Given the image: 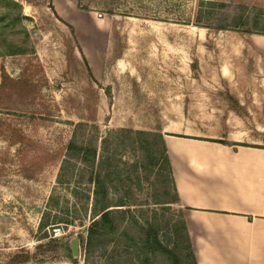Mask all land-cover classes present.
I'll use <instances>...</instances> for the list:
<instances>
[{
	"label": "rangeland",
	"instance_id": "1",
	"mask_svg": "<svg viewBox=\"0 0 264 264\" xmlns=\"http://www.w3.org/2000/svg\"><path fill=\"white\" fill-rule=\"evenodd\" d=\"M13 1L21 21L0 22V31L25 53L0 56V264L16 255L29 257L19 264H189L156 135L223 120L237 130L262 127L257 111L203 108H237L228 87H254L263 76L255 43L264 39V0H72L70 10L58 8L70 22L52 0ZM232 19L237 28L216 29ZM73 136L95 147L93 167L67 160ZM108 168V203L122 209L115 217L124 235L86 254L97 218L89 178ZM149 226L167 253L151 246L146 263L141 247L129 245Z\"/></svg>",
	"mask_w": 264,
	"mask_h": 264
},
{
	"label": "crops",
	"instance_id": "2",
	"mask_svg": "<svg viewBox=\"0 0 264 264\" xmlns=\"http://www.w3.org/2000/svg\"><path fill=\"white\" fill-rule=\"evenodd\" d=\"M73 2L52 0L57 14L68 22L72 19L59 9L70 10ZM258 41L263 76L252 82L254 87H228L237 108L203 110L264 115V39ZM89 67L94 74L92 65ZM245 92L248 103L252 102L246 107ZM233 124L223 120L197 132L163 136L176 204L195 264H264V124L248 131L237 130Z\"/></svg>",
	"mask_w": 264,
	"mask_h": 264
},
{
	"label": "trees",
	"instance_id": "3",
	"mask_svg": "<svg viewBox=\"0 0 264 264\" xmlns=\"http://www.w3.org/2000/svg\"><path fill=\"white\" fill-rule=\"evenodd\" d=\"M4 7L5 10L0 13V22L8 20V25L16 24L21 21V16L19 13V10L21 9V5L19 3H16L13 0H0V7ZM7 26V25H3ZM238 23L235 21V19H232V21L229 24L224 23H218L216 25V29H226L228 27L230 28H237ZM1 28V27H0ZM252 32V31H247ZM258 33L264 34L263 31H257ZM8 33L4 31H0V56H6V55H15V54H23L25 53V49H22L19 45H17L15 42H12L8 38ZM159 137V143H160V149L161 154L163 156V159L165 160L167 164V168L171 174L170 170V164L169 159L166 153V148L164 145V142L162 140V137L160 135H156ZM67 160L70 162H78L82 164V168H85L86 166L93 167L96 163V149L91 144H83L78 143L73 136L70 141L68 142V145L66 147V155ZM73 160V161H72ZM111 169H104V171H95L94 176L89 178L90 182L94 184L93 191H92V203H91V210L94 213L93 218H96L92 221V223L89 225L87 229V238L84 244V252L86 254H89L90 252H94L96 249H101V244L104 245V238L106 236H111V240H113V243H116V240L119 237V235H124L123 232H121L120 223L116 222V217L118 213H122L123 211H118L122 209H110V205L108 203V184L111 183L112 179L111 176L114 173V170ZM177 197L175 196L173 200H175ZM116 206H126L125 202H119ZM115 217V218H114ZM115 221V222H114ZM133 224H136V221H133ZM132 225V224H131ZM137 226V225H136ZM184 236L186 240V248L189 249L190 252V258L191 262L189 264H195L193 254L190 247L189 238L187 236L185 226L182 225ZM127 234V232H126ZM141 241H136L131 237V243L129 246L131 247H141L143 258L146 263L149 262L148 252L150 251L151 246H155L158 248L159 251L167 253V251L162 247V245L159 243L157 239V234L154 228L149 226V229H147L142 235ZM116 248V247H114ZM114 250V249H113ZM28 256L26 255H16L12 258V263L19 264L24 263L28 261ZM71 264H76L75 261H72Z\"/></svg>",
	"mask_w": 264,
	"mask_h": 264
},
{
	"label": "water",
	"instance_id": "4",
	"mask_svg": "<svg viewBox=\"0 0 264 264\" xmlns=\"http://www.w3.org/2000/svg\"><path fill=\"white\" fill-rule=\"evenodd\" d=\"M69 247H70V250H71L72 257L76 258V256H77V238L70 239Z\"/></svg>",
	"mask_w": 264,
	"mask_h": 264
},
{
	"label": "built area",
	"instance_id": "5",
	"mask_svg": "<svg viewBox=\"0 0 264 264\" xmlns=\"http://www.w3.org/2000/svg\"><path fill=\"white\" fill-rule=\"evenodd\" d=\"M95 17L99 18V19L102 18V13H100V12L99 13H95Z\"/></svg>",
	"mask_w": 264,
	"mask_h": 264
}]
</instances>
